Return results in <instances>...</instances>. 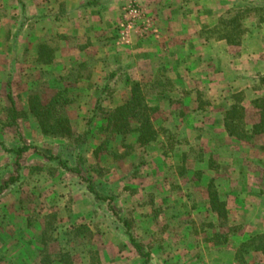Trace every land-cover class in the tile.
<instances>
[{
	"label": "rangeland",
	"instance_id": "374dc122",
	"mask_svg": "<svg viewBox=\"0 0 264 264\" xmlns=\"http://www.w3.org/2000/svg\"><path fill=\"white\" fill-rule=\"evenodd\" d=\"M149 3L127 0L115 36H96L84 63H71L69 49L63 51L70 53L68 61L59 62L65 59L50 45L55 54L46 64L26 50L17 8L0 0V187L15 177L16 168L15 157L3 147L31 148L19 161L18 182L0 195V264H39L40 251L52 258L68 252L72 264H142L114 213L134 222L130 232L149 254V264H264V251H252L250 244L264 235V134L239 141L221 128L225 110L236 101L244 110L245 133L261 121L252 102L264 97V1H166L162 17L172 37L159 34ZM130 6L143 18L126 44L119 27ZM247 9L251 12L243 13ZM237 15L239 45H226L220 39L226 31L212 30L221 18ZM67 38L68 46L84 43L74 35ZM48 42L61 43L57 36ZM195 50L199 74H189L183 84L166 80L162 59L176 51L190 62ZM136 85L148 107L157 110L150 115V145L130 150L119 138H107L104 125L105 115L124 104ZM171 88L177 94L160 95ZM58 91L68 95L64 115L74 136L85 139L83 145L43 137L24 114L31 93L45 105ZM8 92L19 113L15 124ZM77 155L84 160L77 167L82 176L113 197L110 204L94 202L85 183L67 171L76 166ZM50 156L62 157L63 167L45 158ZM210 179L224 205L221 217L206 202Z\"/></svg>",
	"mask_w": 264,
	"mask_h": 264
},
{
	"label": "trees",
	"instance_id": "16d2710c",
	"mask_svg": "<svg viewBox=\"0 0 264 264\" xmlns=\"http://www.w3.org/2000/svg\"><path fill=\"white\" fill-rule=\"evenodd\" d=\"M264 1V0H263ZM19 2V1H18ZM250 13L251 10L247 9L243 11V13ZM229 15V14H228ZM264 16V15H263ZM241 16L237 15L233 18L228 19L225 21L224 18H221L216 28L212 30V32L220 31L225 32V35L220 38L224 40L227 45L237 46L239 45L236 42V37L239 35L241 26L239 25V20ZM262 17L259 18L262 22ZM264 18V17H263ZM264 21V20H263ZM219 31V32H220ZM33 33H28V37ZM33 45L32 50L34 55L36 56L37 62L39 63H46L49 64L52 61L51 55L54 53L53 49H50L45 44L41 43L40 45L36 46L35 41L30 39L28 41V45L26 44V50H29V47ZM31 48V47H30ZM260 82L264 83V78L260 79ZM162 97L165 96L164 94H160ZM63 96H68L66 91H58L45 105H42L35 93H31L29 95L28 101V108L24 114L30 116L34 119L37 123L38 129L40 134L43 137H52V138H59L65 139L69 142H74L78 145H83L85 139L84 138H76L68 124L67 118L64 115L63 107L66 106V101L63 99ZM7 98L12 106V111H10V119L13 124L19 119V113L16 111V108L13 107V100L11 94L8 92ZM253 107L257 110H260L262 115L261 121L252 126L250 128V135L245 133L244 131V122H243V108L239 106V101L232 104L227 110H225L223 114V128L225 133L229 138H234L239 141L247 140L249 141L251 137L256 135L264 134V97L255 99L252 102ZM100 108V99L95 104L94 112L98 111ZM156 108L148 107V105L144 102L143 98L141 97V93L138 89V86H134V88L130 91L129 97L125 101L124 104L117 106L116 108L112 109L110 112L105 115V125H104V132L107 133V138L117 139L119 138L121 142H123L124 149H134V147L145 148L150 145L152 142V135H153V127L150 122V115L155 112ZM94 113V114H95ZM92 121H88L91 123ZM87 135H83L84 137ZM248 136V137H247ZM132 139L131 145H126V140ZM31 148L29 147H20L16 149H7L3 147V151L6 154H11L15 157V177H11L8 181L4 182L3 185L0 187V195L3 191L9 189L10 186L16 184L18 179L20 178V167L19 161L24 154H26ZM111 155H113L111 153ZM48 161H55L59 166L65 164L60 156H53V157H45ZM77 162L76 166L73 168H68V172L75 174L77 177L81 179L83 183L86 185V189L90 195L93 197V201L96 203H102L107 201L109 204L112 202L113 197H107L103 195L102 191L99 190V186L93 182L92 179H87L82 176L81 171L79 170L78 163L79 161H84L80 155L76 156ZM142 165V163H140ZM64 169V168H63ZM214 179H210L206 186V202L208 203V207L210 208L211 212L218 217L223 216L224 205L218 201V195L215 191ZM109 206V205H108ZM115 218L121 223L124 227V232L129 238L130 245L135 249L138 256L143 260L142 264H149V254L143 252V248L139 245V243L134 239L132 233L130 232L133 227V221H128L120 217L114 213ZM79 227H75L74 234L72 240L76 237V232L78 231ZM51 231V230H49ZM45 232V231H44ZM51 241V239H50ZM44 244V242H42ZM250 244L253 246L252 251L254 252H263L264 251V235H259L254 237ZM255 244V245H254ZM251 246L249 244H244L243 246ZM45 251H40L42 255L41 259L39 260V264H72L70 255L68 252H60L55 255V258H52ZM87 255H91L93 258V254L91 252L86 253ZM92 258L90 261L92 262Z\"/></svg>",
	"mask_w": 264,
	"mask_h": 264
},
{
	"label": "crops",
	"instance_id": "0c3cea01",
	"mask_svg": "<svg viewBox=\"0 0 264 264\" xmlns=\"http://www.w3.org/2000/svg\"><path fill=\"white\" fill-rule=\"evenodd\" d=\"M163 1L164 3H162ZM166 1L169 0H149L150 3L148 7L152 11V15L150 16L153 17L154 24L159 30V34L161 36L168 35L172 37L173 35L170 32L168 33V27L164 24L162 17L163 14H166L165 8L167 7H161V4H165ZM126 2L127 0H11V5L17 8L16 11L20 13L22 22L16 23V26L18 25L21 29L20 33L22 30L23 32L25 31L21 34L22 40L26 42L25 44L28 45V41L34 39V35H30L29 38L28 33H34L36 46L43 43L49 48H56L58 50L57 53L60 52L59 55L65 60H60L59 62H67V57L71 53L73 54L71 63L80 64L85 62V56L90 54L93 47H95L94 43L97 40L96 36L103 35L105 39H112V35L116 33V23L118 21L120 9ZM72 35H74V38L82 40L84 43L75 46H68L65 44V38H72ZM56 36L59 41H61L59 47H55L54 43L49 44L48 42L49 39H52V42H54ZM87 38H90V43H86ZM134 42L135 40H133V44ZM106 43L108 42L106 41ZM163 43L169 48L174 47L173 44L169 43L168 39H164ZM86 44H90L91 46ZM153 44V41H149V47L150 45L153 46ZM198 44L199 43L195 42V48L198 47ZM30 47L32 49L33 45L31 44ZM68 49L70 53L63 52ZM76 56L78 58H76ZM191 57V61L188 62V59L182 58V54L178 55L176 51L172 53L169 52L168 56L161 61L163 66L167 68L166 70L168 73L165 76L166 80L170 81V83L173 82V84H178L177 82L182 81L180 84H183L190 79V75H198L199 73L197 74L196 72L199 70V55L196 53V50L195 56ZM152 58H154V56H152L151 59ZM154 63H156V61ZM260 76V78H264V75L261 74ZM175 88L179 89L177 86H175ZM175 88H171L168 91H160V94L172 96L177 94L176 91H173ZM246 93L247 91H244V94ZM211 126L212 124L209 125V127ZM221 128L223 132H225L223 120Z\"/></svg>",
	"mask_w": 264,
	"mask_h": 264
},
{
	"label": "built area",
	"instance_id": "2783aa9c",
	"mask_svg": "<svg viewBox=\"0 0 264 264\" xmlns=\"http://www.w3.org/2000/svg\"><path fill=\"white\" fill-rule=\"evenodd\" d=\"M143 18L142 13L137 9V7L130 6L126 9H123L122 12V23L119 27L121 34H120V41L125 42L128 44V35L132 29H134L135 24H139V21ZM146 30V29H144Z\"/></svg>",
	"mask_w": 264,
	"mask_h": 264
}]
</instances>
